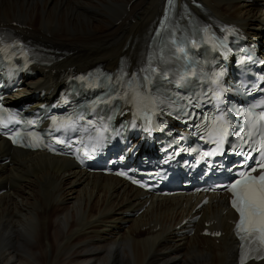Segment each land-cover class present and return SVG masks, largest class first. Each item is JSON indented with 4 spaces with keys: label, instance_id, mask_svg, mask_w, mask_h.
<instances>
[{
    "label": "bare ground",
    "instance_id": "6f19581e",
    "mask_svg": "<svg viewBox=\"0 0 264 264\" xmlns=\"http://www.w3.org/2000/svg\"><path fill=\"white\" fill-rule=\"evenodd\" d=\"M163 1L0 0V25L61 52L21 94L52 96L71 67L115 69L121 57L132 65ZM198 1L264 50V0ZM3 156L10 162L0 161V264H236L227 223L234 216L223 196L211 197L219 202L203 209L192 237L181 239L174 227L193 211L191 198L140 200L144 193L112 176L83 173L70 160L13 150L0 140ZM205 223L222 236L202 237Z\"/></svg>",
    "mask_w": 264,
    "mask_h": 264
},
{
    "label": "snow or ice",
    "instance_id": "6c2138e0",
    "mask_svg": "<svg viewBox=\"0 0 264 264\" xmlns=\"http://www.w3.org/2000/svg\"><path fill=\"white\" fill-rule=\"evenodd\" d=\"M151 71L156 72L157 69L152 68ZM181 79L184 78L181 77ZM144 80L150 82V77L146 75ZM218 97L219 93H217ZM146 99V96L137 93L135 102L140 105ZM228 123L226 121L224 126L215 130L219 136V140L216 141L218 147L222 145L224 138L228 135ZM247 135L251 137L252 133L249 132ZM261 155L264 157V151L261 152ZM245 159L248 157L246 156ZM256 163V167L241 171L238 174V179L229 184L226 190L231 193V206L239 216L236 223L237 235L242 241L258 239L264 245V160ZM215 235L220 234L215 233Z\"/></svg>",
    "mask_w": 264,
    "mask_h": 264
},
{
    "label": "rangeland",
    "instance_id": "374dc122",
    "mask_svg": "<svg viewBox=\"0 0 264 264\" xmlns=\"http://www.w3.org/2000/svg\"><path fill=\"white\" fill-rule=\"evenodd\" d=\"M59 54H56V56H58Z\"/></svg>",
    "mask_w": 264,
    "mask_h": 264
}]
</instances>
